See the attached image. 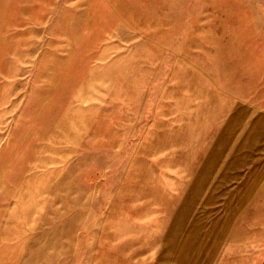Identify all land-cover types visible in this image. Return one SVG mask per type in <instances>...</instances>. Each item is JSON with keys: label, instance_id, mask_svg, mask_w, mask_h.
Wrapping results in <instances>:
<instances>
[{"label": "rangeland", "instance_id": "1", "mask_svg": "<svg viewBox=\"0 0 264 264\" xmlns=\"http://www.w3.org/2000/svg\"><path fill=\"white\" fill-rule=\"evenodd\" d=\"M0 264H264V0H0Z\"/></svg>", "mask_w": 264, "mask_h": 264}]
</instances>
